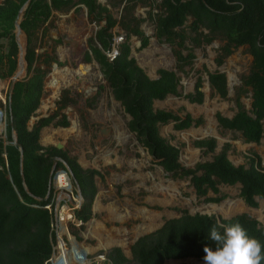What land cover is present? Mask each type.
Instances as JSON below:
<instances>
[{"label": "trees", "instance_id": "trees-1", "mask_svg": "<svg viewBox=\"0 0 264 264\" xmlns=\"http://www.w3.org/2000/svg\"><path fill=\"white\" fill-rule=\"evenodd\" d=\"M27 0L0 2V80L10 78L18 63L15 41V19ZM150 0H30L20 27L26 36L25 61L27 76L17 80L6 95V139L0 137V264H45L52 254L55 234L51 227L52 214L45 207L52 202L53 188L47 198L54 157L62 158L72 173V180L83 198L74 210V217L84 223L92 216V203L97 193L96 169L83 168L66 150L41 145L40 131L53 125L67 127L69 121L59 111L76 103L69 90L61 92L56 110L40 117L29 126V120L40 104L46 71L37 65L35 51L37 32L47 22L53 10L69 11L80 5L87 10L92 22L99 24L94 37L88 40L89 51L84 60H94L100 67L114 99L129 115L127 127L163 170L174 178H188L197 197L206 202H219L226 197L218 184L240 185L239 196L249 207H258L264 199V167L257 155L247 156L246 164L235 165L228 157L230 144H223L211 160L197 162L193 167L179 162V148L160 135L159 126L173 123L176 130L202 124V117H183L165 109H155L154 101L168 95L181 96L177 71L193 63L194 48L219 39L223 43L215 58L217 65L240 47L247 46L252 56L248 74L235 93L237 111L231 116L216 113L222 129L240 132L246 142L259 143L264 138V0H160L156 7ZM137 5L150 6L148 18L154 20V36L173 45L174 69L160 68L157 78H151L131 56L130 38L140 41L139 49L149 43L141 29L144 18L134 14ZM110 7H120L119 18ZM103 22V24H101ZM124 32L116 43L114 28ZM116 48L113 58L108 56ZM184 51H187L184 53ZM51 57L43 60L48 64ZM61 64L60 62H58ZM208 82L216 94L227 96L224 72L208 73ZM202 82L198 78L193 92L183 95L191 103L203 102ZM102 88V87H100ZM250 89L251 108L245 109L240 97ZM100 93V90L97 94ZM87 104L92 105L97 95ZM17 143L12 144V134ZM8 142V143H5ZM193 145L205 152L217 146L214 137L197 139ZM64 169L57 161L55 170ZM212 192L214 196H209ZM53 205V202H52ZM219 218V219H218ZM227 231L235 236H229ZM75 234V232H73ZM77 239L79 237L77 236ZM129 259L120 247L106 253V264H165L168 260L188 257L215 259L222 264H264V228L248 213L229 218L185 210L179 217L169 218L156 230L137 238L130 247ZM184 264V263H181Z\"/></svg>", "mask_w": 264, "mask_h": 264}, {"label": "rangeland", "instance_id": "rangeland-1", "mask_svg": "<svg viewBox=\"0 0 264 264\" xmlns=\"http://www.w3.org/2000/svg\"><path fill=\"white\" fill-rule=\"evenodd\" d=\"M97 1L106 3V0ZM159 1H149L154 5V14L159 11L156 7ZM109 8L113 16L119 18L121 8ZM149 10L150 6L146 5H137L134 9L136 16L144 18L141 29L149 36L148 45L139 49L140 41L136 37L130 38V45L131 56L148 76L154 78L160 68L176 70V59L174 46L154 36L155 24L153 19L148 18ZM98 28L99 24L88 18L87 10L82 5L69 11H52L47 22L37 32L36 64L46 74L40 104L29 120V126H32L40 117L53 113L65 89L76 99L75 104L59 111V114L66 115L69 125L62 127L51 124L42 128L39 141L43 146L53 145L66 150L83 168L96 169L101 173V176H95L97 193L92 203L91 218L84 223L74 220L67 224L69 234L76 239L78 236L79 244L88 248L89 264H106L105 253L114 246L120 247L131 259L130 247L137 238L158 229L165 220L181 216L183 210L189 214L199 212L222 218L245 212L257 219L264 228V199L257 198L258 207H249L239 196V184L229 186L220 183L219 191L226 197L219 202H206L203 197L196 196L188 178H174L165 172L138 142L135 134L127 127L129 115L124 112L120 102L114 99L99 65L94 60H84L86 51H89L88 40L94 37ZM113 31L114 39L120 37L121 42L124 32L118 27ZM25 42L23 32L24 48ZM222 43L215 39L210 44L194 48L196 57L193 63L185 67V72L177 71L178 91L182 95H168L154 101L155 109L172 111L182 117L186 113L193 118L202 117V124L176 130L170 122L159 126L160 135L179 148V162L185 167L211 160L225 143L230 144L228 157L233 164H246L247 156L257 155L264 167V138L259 143L246 142L240 132L222 129L217 123L216 113L231 117L237 111L235 93L241 87V78L248 74L252 63L247 46H240L221 65H217L215 58ZM46 56L51 57L48 64L43 62ZM80 65L86 66V69L83 71ZM216 70L226 75L228 93L224 98L216 94L208 82V73ZM27 74L25 67L21 78ZM198 78L201 79L204 94L200 104L191 103L183 97L193 92ZM1 83L0 110L5 124L6 95L9 93L11 77L1 79ZM96 94L97 100L88 105ZM250 95V89L247 88L240 97L247 110L251 108ZM208 137L216 139L217 146L213 152H205L193 145L195 140ZM71 184L70 198L72 200L75 197L79 201L72 179ZM208 195L214 196L211 191ZM60 204H64L63 201ZM110 212L119 219H112ZM228 234L235 236L232 232ZM65 241L67 247L71 248L67 238ZM53 246L56 247V240ZM181 263L217 264L212 259L192 257L168 260L165 264Z\"/></svg>", "mask_w": 264, "mask_h": 264}, {"label": "water", "instance_id": "water-1", "mask_svg": "<svg viewBox=\"0 0 264 264\" xmlns=\"http://www.w3.org/2000/svg\"><path fill=\"white\" fill-rule=\"evenodd\" d=\"M29 1L30 0H27L23 4V6L19 9L18 14H17V17L15 19V29H14V32H15V41H16V43L18 45V51L19 52H18L17 68H16L14 74L11 76V83H10L9 93L11 92L14 83L17 80H21L22 79L21 78V75H22L25 67H27V63L25 61V48L20 44V42L18 40V35L20 33H23V31H22V29L20 27V21L22 19L23 12H24L25 8L27 7ZM25 47H26V42H25ZM157 77L158 76H156L154 78H157ZM2 116H3V112L0 110V119L2 118ZM0 137L3 138V139H6V123L4 124V130H3L2 135H0ZM12 140H13L12 141V144L16 145L18 147L19 151H20V154H22V148L17 143V138H16V135L14 133L12 134ZM5 143H8V142H5ZM57 148H59V147H57ZM57 161H60V162L63 163L64 169H57V170H55ZM58 173H64L70 180L72 178L71 170L68 167V165L66 164V162L62 158H60V157H54L53 164H52V170H51V174H50V180H49V189H48V192H47V195H46L45 198L48 197L49 192H50V188L52 187L53 181H54V179H55V177H56V175ZM76 192H77V196H78V198L80 200V204H81L83 198H82L81 192H80V190H79V188L77 186H76ZM228 232H230V231H227V234H228ZM229 236H231V235H229ZM78 243L79 242L75 238V243H74L75 245L73 246V245H71V243H70V245H71V248L73 247V252H74V255H75L77 261H83V260L87 259V252H85L83 249L79 248L77 246ZM207 259H209V258H207ZM212 260H214L217 264H222V263L218 262L215 259H212ZM61 262H62L61 259H58L57 261L52 262L51 264H60Z\"/></svg>", "mask_w": 264, "mask_h": 264}, {"label": "built area", "instance_id": "built-area-1", "mask_svg": "<svg viewBox=\"0 0 264 264\" xmlns=\"http://www.w3.org/2000/svg\"><path fill=\"white\" fill-rule=\"evenodd\" d=\"M120 41V37L118 39H115V42L118 43ZM117 50L114 47V49L108 53V56L110 58H113L116 54ZM60 174H62V178L63 181L65 180V178L68 180L69 184H70V188H66V186H61L60 184H57V178L58 176H60ZM65 177V178H64ZM52 188H53V197H52V202L47 204L45 207L49 210V212L52 214V222H51V227L54 231L55 234V240H56V245H57V232L60 229V223L62 221L61 218V214L65 213L66 211L70 213V215L72 216V214L74 215V210L77 209L80 206V200L77 201L75 197H72V200L70 198V193L71 189H72V184H71V180L64 174V173H58L53 181L52 184ZM77 196V195H76ZM78 197V196H77ZM67 199L66 201L64 199ZM63 201L64 204H60V202ZM79 202V204H78ZM74 209V210H73ZM72 212V213H71ZM77 221L79 223H81V221L77 220L74 216H72V220L71 221ZM70 220L67 221V224L69 222H71ZM55 227V228H54ZM55 242V241H54ZM71 247V245H70ZM57 249L56 247H52V254L51 257L48 259V261L45 264H51L52 262L57 261L60 258H57ZM100 257H103V255H99ZM57 258V259H56ZM87 260V259H86Z\"/></svg>", "mask_w": 264, "mask_h": 264}, {"label": "bare ground", "instance_id": "bare-ground-1", "mask_svg": "<svg viewBox=\"0 0 264 264\" xmlns=\"http://www.w3.org/2000/svg\"><path fill=\"white\" fill-rule=\"evenodd\" d=\"M19 42L22 45L23 44V33H20L19 35ZM80 68L84 71L86 69V66L80 65ZM81 70V71H82ZM2 86L1 80H0V87ZM1 95H0V99H1ZM4 130V121H3V117L0 119V135H2ZM65 178V177H64ZM57 184H60L61 186H66V188H70V184L68 182V180L65 178V180L63 181L62 178V174H60V176H58L57 178ZM95 208H97V205L95 206ZM113 213L110 212V216L112 219H116L118 218L116 215L112 216ZM61 227L57 232V245H56V249H57V258L61 259V263L60 264H89L88 260H83V261H77L74 252H73V247L69 248L66 245V238L68 239L69 243H71V245H75V238L72 237L69 232H68V227H67V221H71L72 220V216L70 215L69 212H65L63 214H61ZM119 219V218H118ZM77 246L81 249H83L85 252L88 251V248L86 246H84L83 244H77ZM56 258V259H57ZM215 262V261H214Z\"/></svg>", "mask_w": 264, "mask_h": 264}]
</instances>
